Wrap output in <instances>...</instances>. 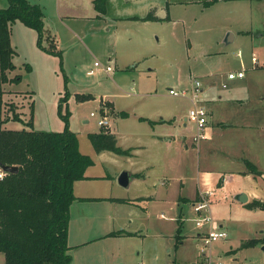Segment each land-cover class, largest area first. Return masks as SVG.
Segmentation results:
<instances>
[{"label":"rangeland","instance_id":"rangeland-1","mask_svg":"<svg viewBox=\"0 0 264 264\" xmlns=\"http://www.w3.org/2000/svg\"><path fill=\"white\" fill-rule=\"evenodd\" d=\"M30 1L43 8L61 55L39 47L37 31L15 20L10 26L15 68L9 74H18L21 80L4 85V99L10 101L12 97L15 110L25 119L30 115L28 99H33V128L62 130L67 123L77 133L81 152L91 157L95 153L88 132L107 128L101 126L98 119L112 111L111 103L105 99L113 101L118 109L135 107L139 113H150L154 108L166 111L167 107L174 106L179 113L177 138L184 134L189 141L196 127L190 121L183 126L181 117L186 116L192 105L190 95H173L169 93L170 87L189 89L195 79L203 85L213 77L204 76L210 72L220 73L226 79L228 71L242 67L246 77H250L245 93L250 95L248 106L255 104L257 94H262L259 104L264 106V0H108L103 17L91 16L94 13L91 0ZM7 4L8 0H0V7ZM154 5L157 7L155 13L160 14L164 13V6L170 5L177 22L139 18ZM252 55L256 61L252 60ZM109 56L112 71L89 74L90 68L98 67L94 65L95 60L103 63ZM12 89L20 90L23 95H12ZM82 93L92 96L77 97ZM198 97L203 98V94L199 93ZM101 100H105L102 107ZM91 111L95 114L91 115ZM11 112L6 107L4 115ZM62 114H66L67 119ZM109 121L111 129H115L114 116H110ZM118 121L121 133L128 134L132 128L142 136L145 131L143 123L133 117H121ZM133 122L137 125L133 126ZM5 126L28 127L19 120L7 121ZM204 130L206 132V124ZM262 136L264 139V132ZM191 146L194 158L196 145ZM212 159L200 149L197 159L200 166L211 165ZM262 163L264 165V159ZM88 167L92 174L104 172L109 176L89 181V187L81 190L84 193L103 194L118 188L133 194H146L153 190L151 184L140 180L131 182L127 188L118 185L115 179L118 163L109 158L103 161L97 158ZM93 199L78 197L71 210L68 236L72 246L68 264L182 262L176 250L179 222L169 218L165 205L152 204L148 219H136L139 234L116 239L94 238L115 222L103 219L107 212ZM229 200L230 196L215 203L217 214L212 210L214 219L223 222L221 229L227 232L226 237L205 246L206 252L212 255V264H264V210L246 211L237 204L230 205ZM182 205L181 233L187 235L185 242L191 250L188 257L197 252L201 255L203 239L192 235L199 229L193 219V206L190 201ZM83 209L89 220H83ZM161 211L165 216H160ZM160 231H164L161 243ZM252 237L259 238V242L242 246L244 240ZM90 238L92 241L74 246ZM156 254L158 259H155ZM0 264H4L1 251ZM188 264H200V259Z\"/></svg>","mask_w":264,"mask_h":264},{"label":"crops","instance_id":"crops-1","mask_svg":"<svg viewBox=\"0 0 264 264\" xmlns=\"http://www.w3.org/2000/svg\"><path fill=\"white\" fill-rule=\"evenodd\" d=\"M91 4L94 11L91 16L103 17V12L95 9L93 0H91ZM149 8L157 9L155 5ZM144 15L139 16V18ZM155 15L159 17V19L155 20L168 19L177 22V17H173L172 15L170 5H167V7L164 6L163 14L155 13ZM45 19L44 13L45 27L56 38L52 34V30ZM233 37L234 35L231 38ZM110 61L111 57L109 56L108 61L102 64H110ZM238 70H243L244 73L242 76L229 77L227 75L228 78L225 79L217 72H210L204 75L205 77H213L207 83L201 85L200 93L203 94V98H197L207 109V134L204 130L206 137L198 142H194L192 138L191 141L187 140L184 134H181L180 139L177 138L176 122L179 113H177V108L174 106L167 107L166 111H163L161 108H154L150 113H139L135 110V107L118 109L113 104V101L105 99L112 105V111L107 116L108 121L110 116H114L116 124L115 129L113 128L112 130L109 121L107 128L115 134L117 143L121 147L130 148V154L122 155L110 150L97 152L93 148L95 153L91 157L93 162L95 163L97 158L101 161L106 158L116 161L119 167V171L115 175L116 183H118L117 174L124 169L127 170L130 174V181L127 186H122L118 183L121 187L127 188L131 182L140 180L146 182L149 186L151 184L153 190L146 194H133L128 190L122 191L118 188L115 191L103 194L84 193L81 190H86L89 187V181L109 176L104 172L102 174H92L88 167L85 170L86 177L77 179L73 183L75 199L70 206L69 221L72 218L71 210L78 200V197L94 198V201L101 203L104 212H107L106 216H103V219L106 222L107 220L115 222L111 227H108L103 233L94 238L108 237L116 239L126 235L131 236L132 234L133 236L139 234L140 232L138 231L140 228L137 225L138 222L136 219H139L138 217L148 219L151 215L152 204L165 205L166 210L169 212V218L171 220L176 219L179 222L177 227L180 224V237L177 238L176 250H178V257L182 262L179 261L178 263L188 264L199 260L201 255L197 252L193 256L194 258L192 256L188 257L191 255V250L185 242L187 235L181 233L183 202H191L194 218L197 215L194 204L202 197L208 199L212 216H214L212 210L216 212L214 208L215 203L227 199L228 196H230L229 203L232 206H236L237 204L246 211L260 209L249 208L245 203L254 198L264 200V165L262 163L264 159V139L262 136L264 132V106L260 107L261 104H259L262 94H257L258 99L254 101L255 104L248 106L250 95L245 93L246 87L250 83V77H246V73L242 67H239ZM96 71L105 70L96 68ZM232 71L235 72L234 70L228 72ZM9 76L11 75L9 74ZM13 83H4L3 89L5 84ZM11 93L14 96L19 94L23 95V92L18 89H12ZM90 96L92 95L90 94ZM105 100L100 101V107L103 106L102 102ZM11 101H14L12 97ZM28 102L29 104L27 103V105H31L33 111V99L31 101L29 98ZM121 117H133L136 121L143 123L142 127L145 128V131L142 136L134 132L132 128L128 134L121 133L118 121ZM140 117H144V119ZM181 119L182 125L186 126L188 121L185 120V115ZM83 121L87 122L88 119H84ZM144 123H147V125ZM133 124V126L137 125L135 122ZM10 128L15 127L11 126ZM191 145H196L194 158L192 156L194 150H192L193 147ZM200 149L204 150L206 157H212L214 163L200 166L197 162ZM247 160L256 165L260 171L259 174H254L250 171L246 163ZM104 165L106 164L104 163ZM136 173L140 175H133ZM113 180L111 179V182ZM240 192L246 194V201L242 202L237 199L236 196ZM109 197H123L131 201L120 202L109 199ZM78 214H80V211ZM159 214L160 216H165L162 211ZM82 215L84 216L83 220H89L87 212L84 209L82 210ZM221 218L224 217L221 216ZM216 222L220 227L223 226V222ZM198 227L199 229L192 235L195 238H202V235L207 231L209 225L205 223ZM161 230H164V227ZM111 231H115L116 233L109 234ZM125 231H129L131 234H126ZM158 236L160 243L161 241L163 242L164 231L158 232ZM92 239H85V241L75 243L74 246L79 247L92 241ZM69 245L72 246L70 243ZM158 257L159 255L156 254L155 259H158ZM185 257H187V260H185Z\"/></svg>","mask_w":264,"mask_h":264},{"label":"trees","instance_id":"trees-1","mask_svg":"<svg viewBox=\"0 0 264 264\" xmlns=\"http://www.w3.org/2000/svg\"><path fill=\"white\" fill-rule=\"evenodd\" d=\"M107 1L93 0V5L104 13ZM140 19L155 20L159 17L154 9H150ZM15 20L37 31L39 47L61 55L54 36L45 27L44 11L39 3L8 0L6 6L0 7V164L18 166L16 172L7 173L0 179V251L4 254V264H68L71 259L68 243L70 206L75 199L73 183L86 177L85 170L93 159L81 152L77 134L67 123L62 130L34 129L31 105L29 118L25 119L15 110L13 101L4 99L3 84L21 80L18 74L9 76L15 68L10 39V26ZM77 97L91 96L82 93ZM62 100L63 97L59 107ZM6 107L12 111L8 115H4ZM62 117L67 119L66 114ZM13 120L22 121L28 127L5 126L7 121ZM88 138L97 152L110 150L117 154H130V148L121 147L108 128L88 132ZM246 163L251 172L260 173L256 165L248 160ZM109 199L131 201L123 197ZM245 205L264 209V200L254 198ZM114 233L111 231L109 234ZM176 236L180 237V224ZM259 240L248 238L242 246L254 245Z\"/></svg>","mask_w":264,"mask_h":264},{"label":"built area","instance_id":"built-area-1","mask_svg":"<svg viewBox=\"0 0 264 264\" xmlns=\"http://www.w3.org/2000/svg\"><path fill=\"white\" fill-rule=\"evenodd\" d=\"M251 58L253 61L257 60L255 55H252ZM94 65L98 66L96 68H102L106 72L112 70V66L110 64L104 65L98 60L94 61ZM95 69L90 68L88 72L94 73ZM243 73H244L243 70H238L235 72L232 71V72H228V76L229 77L242 76ZM200 91H201V82L198 79H195L194 83H191V87L189 89L188 88L174 89L172 87L169 88V93L173 95L185 96L188 95V93L190 95L189 98L192 102V105L188 109V112L185 116V120L192 122L196 127V132L192 136V139L195 142H198L199 140L206 137V134L204 132V126L207 123V109L205 105H203L197 100ZM90 114L94 115L95 113L91 111ZM98 123L101 126H107L109 124L107 116L105 114H102V116L98 119ZM7 173L9 172L3 170L0 167V179L4 178ZM194 209L197 214L196 217L194 218L195 224L197 226H201L205 223L209 225L207 231L202 235L204 246L201 248L200 264H212L213 262L212 255L210 252H206L205 246L219 238L226 237L227 232L221 229V227L217 224V222L214 220L213 216L211 215L209 201L207 198L202 197L199 201H197L194 204Z\"/></svg>","mask_w":264,"mask_h":264},{"label":"water","instance_id":"water-1","mask_svg":"<svg viewBox=\"0 0 264 264\" xmlns=\"http://www.w3.org/2000/svg\"><path fill=\"white\" fill-rule=\"evenodd\" d=\"M0 167L9 172V173H12V172H16L17 169H18V166L17 165H10V164H0ZM117 180H118V183L122 186H127L129 181H130V174L127 170H122L119 174H118V177H117ZM237 199L244 202L247 200V196L244 192H240L237 194ZM263 248H264V245H263Z\"/></svg>","mask_w":264,"mask_h":264}]
</instances>
